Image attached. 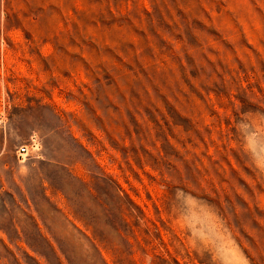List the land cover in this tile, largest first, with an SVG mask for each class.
Returning a JSON list of instances; mask_svg holds the SVG:
<instances>
[{
    "label": "rangeland",
    "instance_id": "1",
    "mask_svg": "<svg viewBox=\"0 0 264 264\" xmlns=\"http://www.w3.org/2000/svg\"><path fill=\"white\" fill-rule=\"evenodd\" d=\"M0 116V264H264V0H0Z\"/></svg>",
    "mask_w": 264,
    "mask_h": 264
},
{
    "label": "built area",
    "instance_id": "2",
    "mask_svg": "<svg viewBox=\"0 0 264 264\" xmlns=\"http://www.w3.org/2000/svg\"><path fill=\"white\" fill-rule=\"evenodd\" d=\"M0 124H2L1 116H0ZM37 147H38V141H37L36 137L32 136L29 139V142L27 144L22 145L16 149V157L17 158H23V157H26L33 152H37Z\"/></svg>",
    "mask_w": 264,
    "mask_h": 264
}]
</instances>
